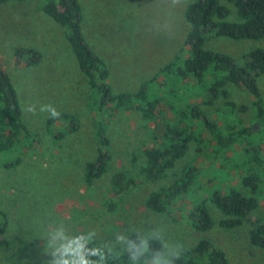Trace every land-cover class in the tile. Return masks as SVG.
<instances>
[{"label":"rangeland","instance_id":"obj_1","mask_svg":"<svg viewBox=\"0 0 264 264\" xmlns=\"http://www.w3.org/2000/svg\"><path fill=\"white\" fill-rule=\"evenodd\" d=\"M78 1L82 32L90 49L107 64L114 95L137 92L182 50L185 54L184 43L192 29L185 12L194 0ZM223 4L229 9L225 20L239 22L233 5ZM44 5L45 0L0 3V66L10 76L23 121L35 135L34 140H22L14 151L0 153V209L9 219L5 235L8 245L0 246V264H45L50 259L44 255L47 232L59 224L71 235L94 231L93 247L114 244L118 234L127 239L137 232L160 228L169 242H179L185 250L207 241L225 252L229 264H264V249L250 242L254 222H264V194L257 213L233 229L220 225L223 216L209 202L214 226L206 232L196 230L180 213L168 218L146 206L152 192L172 184L189 166L200 169L199 180L210 189L222 179L223 187L246 191L240 179L241 167L249 165V159L242 157L245 141L218 155L212 136L202 132L204 143H192L187 156L166 179L146 180L140 173L144 151L159 146L156 137L163 125L158 118L146 123L135 110L118 111L113 116L111 111H93V89L79 68L66 29L45 14ZM205 48L226 54L245 67V56L264 49V40H235L212 32ZM20 49L38 51L41 61L29 65L27 56L18 57ZM252 75L264 102V73L258 70ZM159 80L157 93L165 97L167 93L171 102L174 98L168 92L179 86L166 76ZM224 89L227 99L220 96L206 105L210 96L203 94L198 100L200 108L224 131L254 126L256 133L251 139L264 151V128L256 122L253 108L256 99L238 85L228 83ZM227 102L235 105L230 113ZM46 105L54 107L60 116L66 115V122L53 121L56 118H50L49 112H41ZM33 106L35 113L27 111ZM99 125L105 127L110 140L112 159L106 174L89 186L85 172L98 155L95 132ZM220 166L226 169L218 180L214 173ZM119 173L126 174L130 184L116 194L110 185ZM209 197L210 191L199 187L192 196L195 202ZM181 213H185L184 208ZM114 253L119 257L124 252L117 245Z\"/></svg>","mask_w":264,"mask_h":264},{"label":"trees","instance_id":"obj_2","mask_svg":"<svg viewBox=\"0 0 264 264\" xmlns=\"http://www.w3.org/2000/svg\"><path fill=\"white\" fill-rule=\"evenodd\" d=\"M9 1L11 0H0V3ZM223 2L233 5L239 22L225 20L229 9ZM43 10L66 29V38L79 68L93 89L94 112L101 114L105 110L111 111L110 115L113 116L118 111L135 110L141 113L143 120L148 124L157 118L160 120L164 129L160 136L156 137L159 146L144 151L145 161L140 173L146 180L158 182L166 179L187 156L192 143L199 146L204 143L202 132L212 136L216 143L214 150L218 155H223L232 146L245 141L242 157L249 159V165L243 164L241 167L240 179L246 191H239L233 186L223 187L224 180L219 178L224 166H220L216 170L217 173H214V177L219 181L211 189L199 180L200 169L189 166L172 184L161 187L148 196L146 206L149 210L168 218H176L180 213L201 232L209 231L214 226L209 202L222 214L220 225L223 228L239 227L257 213L260 198L264 194V151L257 149L251 139L256 128L249 126L224 131L200 108L198 100L206 94L210 96V100L205 104H212V100L220 96L228 98V92L224 89L226 84L241 86L256 99L253 103L255 120L264 128V102L252 75L258 70L264 73V49L247 54V66L244 67L226 54L205 48L207 38L212 32L235 40H264V0H194L185 12V18L192 28L184 43L185 54L182 55V50L173 61L163 67L159 75L143 84L137 92L120 95L113 94L108 82L110 72L107 64L90 49L84 37L81 26L82 7L79 1L45 0ZM17 55L27 56L29 65H36L41 61L40 53L33 49L17 50ZM161 76H166L168 81L172 80V84L179 86V91H167L174 98L171 102L167 93L165 97L156 91V86L158 89L161 87ZM176 91L179 92L178 97ZM177 100L178 103L175 104ZM225 105L229 113L235 109L231 102ZM242 109L246 107L243 106ZM66 119L67 116L63 115L52 120L66 122ZM95 136L98 155L96 161L87 164L85 172V182L89 186L106 174L112 159L109 153L111 144L105 127L99 125ZM34 137L23 121L18 95L11 78L0 66V153L12 152L22 140H34ZM129 184L126 174L119 173L113 178L110 187L119 194ZM196 187L209 190L210 197L195 202L192 196ZM218 187L219 189L215 190ZM183 208L185 213H181ZM8 226V216L0 209V246L3 247L8 245L5 239ZM252 227L251 244L264 249V222L255 221ZM128 238L135 239V234ZM158 246L153 243V247ZM92 259L96 260L95 257ZM107 264L130 262L124 252L118 259H111ZM175 264H229V261L225 252L207 241H201L186 249Z\"/></svg>","mask_w":264,"mask_h":264},{"label":"clouds","instance_id":"obj_3","mask_svg":"<svg viewBox=\"0 0 264 264\" xmlns=\"http://www.w3.org/2000/svg\"><path fill=\"white\" fill-rule=\"evenodd\" d=\"M27 111L35 113V107ZM41 112H49L50 118H58L60 113L52 106H42ZM96 237L94 231L69 234L63 224L47 232L44 244V255L50 257L45 264H107L109 258L118 259L114 249L119 245L127 253L130 264H175L185 249L179 243H171L163 229L155 228L147 233H136L135 239H126L118 234L115 243H106L102 247L90 246ZM153 243L158 247H153ZM99 257L94 260L92 257Z\"/></svg>","mask_w":264,"mask_h":264}]
</instances>
